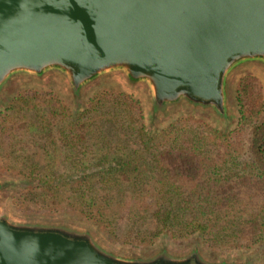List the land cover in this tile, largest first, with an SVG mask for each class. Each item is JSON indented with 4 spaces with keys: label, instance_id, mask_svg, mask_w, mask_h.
<instances>
[{
    "label": "trees",
    "instance_id": "trees-1",
    "mask_svg": "<svg viewBox=\"0 0 264 264\" xmlns=\"http://www.w3.org/2000/svg\"><path fill=\"white\" fill-rule=\"evenodd\" d=\"M244 75L234 125L181 112L157 128L121 85L75 106L53 88L0 108V173L20 212L73 216L133 248L202 240L264 252V90ZM15 182V181H14Z\"/></svg>",
    "mask_w": 264,
    "mask_h": 264
},
{
    "label": "water",
    "instance_id": "water-1",
    "mask_svg": "<svg viewBox=\"0 0 264 264\" xmlns=\"http://www.w3.org/2000/svg\"><path fill=\"white\" fill-rule=\"evenodd\" d=\"M253 61L264 64V0H0V90L15 74L58 72L80 99L122 69L149 86L154 112L226 117L230 78ZM83 226L0 210V264H238L208 261L198 246L123 257Z\"/></svg>",
    "mask_w": 264,
    "mask_h": 264
},
{
    "label": "rangeland",
    "instance_id": "rangeland-1",
    "mask_svg": "<svg viewBox=\"0 0 264 264\" xmlns=\"http://www.w3.org/2000/svg\"><path fill=\"white\" fill-rule=\"evenodd\" d=\"M244 75H253L257 77L264 87V64L261 62L253 61L250 64L242 66L238 71L234 72L230 78V92H229V101H230V108L228 114H225L226 117H222L217 115L218 113L215 112L214 109H191L186 106L182 107H173L168 109L165 112H154L152 106V92L149 86L140 85L136 82H132L125 71L122 69H115L108 72V76L104 78H100L94 82H91L82 90L83 94L80 96V99H77L74 94L73 90L70 87L69 80L63 76L62 73L56 72L54 73H46L43 76H32L26 75L23 73L15 74L12 78L9 79L8 84L0 90V108L6 105V102L9 98L14 95L20 89H27V88H41V89H49L53 88L60 92L67 101L72 103L75 106H81L83 102L86 101L87 98L94 95L95 93H100L102 90L105 89H112L115 88L117 85H121V87L129 93L134 94L138 97L143 104L146 116L147 124L151 125L153 128H157L164 122L168 121L175 115L181 112H190L195 114L199 117H204L208 122L212 123L215 126H219L221 128H229L234 125V121L236 120L237 116V105L235 100V89L238 80ZM264 90V88H263ZM264 95V94H263ZM263 104H264V97H263ZM229 106V105H228ZM264 115V109H263ZM228 117V118H227ZM219 120H218V119ZM0 180H6L12 186L11 190L6 189L4 192L0 194V210L10 213L13 216H18L21 218H38V219H49V220H60L65 219L67 222H74L77 225H82L89 227L94 231L97 235L99 240L102 244L112 250L114 253L118 255H122L123 257H137V256H149L151 254H155L157 251L162 250L163 248L167 247L170 251L172 250L175 253L184 252L190 248L195 246L200 247V253L206 258L208 261L211 260H226L228 262H235L238 264H264V252L261 249H252V250H212L205 246L202 240L195 239L189 242L188 244H175L169 240H161L157 242L154 246L150 247H141V248H133L131 246L123 245L119 242H114L109 239L101 230L97 229L94 224L88 223L87 221L83 220L82 218L73 217V216H62V217H48L44 214H39L37 212H20L11 200L10 195L11 192L16 187V180L6 174L0 173ZM15 181V182H14ZM14 188V189H13ZM83 226V227H84Z\"/></svg>",
    "mask_w": 264,
    "mask_h": 264
}]
</instances>
